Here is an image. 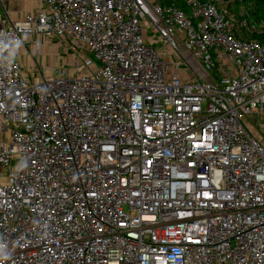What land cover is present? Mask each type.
<instances>
[{"label": "built area", "instance_id": "2783aa9c", "mask_svg": "<svg viewBox=\"0 0 264 264\" xmlns=\"http://www.w3.org/2000/svg\"><path fill=\"white\" fill-rule=\"evenodd\" d=\"M244 1L0 18V264H264V24ZM43 41L78 45L70 74L22 66Z\"/></svg>", "mask_w": 264, "mask_h": 264}, {"label": "rangeland", "instance_id": "374dc122", "mask_svg": "<svg viewBox=\"0 0 264 264\" xmlns=\"http://www.w3.org/2000/svg\"><path fill=\"white\" fill-rule=\"evenodd\" d=\"M40 50L37 52L35 48L30 47L29 51L22 53L19 61L23 67H35L46 78L59 77L61 75L70 74L72 67L79 60L80 48L72 43L65 44L62 49L58 48L56 41L42 42ZM86 62L93 60L90 55L81 56ZM93 62V61H92Z\"/></svg>", "mask_w": 264, "mask_h": 264}, {"label": "crops", "instance_id": "0c3cea01", "mask_svg": "<svg viewBox=\"0 0 264 264\" xmlns=\"http://www.w3.org/2000/svg\"><path fill=\"white\" fill-rule=\"evenodd\" d=\"M0 18L11 23L42 9L41 0H0ZM26 68V66H25Z\"/></svg>", "mask_w": 264, "mask_h": 264}, {"label": "trees", "instance_id": "16d2710c", "mask_svg": "<svg viewBox=\"0 0 264 264\" xmlns=\"http://www.w3.org/2000/svg\"><path fill=\"white\" fill-rule=\"evenodd\" d=\"M244 2L251 6L253 19L264 24V0H245ZM256 38L264 46V33Z\"/></svg>", "mask_w": 264, "mask_h": 264}]
</instances>
